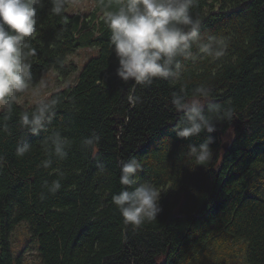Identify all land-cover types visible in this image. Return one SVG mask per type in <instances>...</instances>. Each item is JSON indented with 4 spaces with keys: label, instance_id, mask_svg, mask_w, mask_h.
I'll return each mask as SVG.
<instances>
[{
    "label": "trees",
    "instance_id": "trees-1",
    "mask_svg": "<svg viewBox=\"0 0 264 264\" xmlns=\"http://www.w3.org/2000/svg\"><path fill=\"white\" fill-rule=\"evenodd\" d=\"M92 1L85 19L68 13L69 0L59 15L51 12V0H42L37 31L27 38L35 50V84L51 69L68 76L77 69H67V56L97 48L73 84L50 93L59 103L46 130L28 134L19 117L32 108L17 101L11 112H0V264H22L10 244L21 222L38 243L42 264H264V0H195L191 14L201 22L202 38L226 37L225 55L183 61V85L155 79L134 92L131 81L116 75L103 15L121 0ZM199 86L211 90L212 103L233 110V118L219 122L212 134L214 157L206 168H194L186 153L207 133L182 140L173 131L180 119L171 105L173 93L190 98ZM130 94L138 97L135 104ZM55 131L71 147L65 159L53 158L45 169L42 141ZM229 133L231 141L223 143ZM93 135L98 142L83 146ZM24 143L32 150L18 158L16 148ZM130 158L141 164L135 174L140 182L169 187L156 221L137 229L124 224L112 203L124 188L121 162ZM56 169L64 172L61 189L41 200L44 182L58 178ZM224 237L227 256L219 253L213 263L208 247ZM236 241L245 250L241 263L228 247Z\"/></svg>",
    "mask_w": 264,
    "mask_h": 264
},
{
    "label": "clouds",
    "instance_id": "clouds-1",
    "mask_svg": "<svg viewBox=\"0 0 264 264\" xmlns=\"http://www.w3.org/2000/svg\"><path fill=\"white\" fill-rule=\"evenodd\" d=\"M195 0H121L116 10L103 12L105 24L110 31V44L117 59V77L124 83L150 86L155 79L168 81L171 85H183V61L210 58L219 60L225 55L228 41L223 36H209L204 40L200 33V20L191 14ZM51 12L59 15L65 9V0H51ZM42 0H0V105L7 112L13 110L18 94L35 86L30 57L35 50L30 40L37 31V11ZM195 49V50H194ZM47 87L41 80L33 95L40 97V89ZM127 99L135 104L138 97L130 94ZM31 110L20 114V124L28 134L38 135L55 116L59 103L56 98H37ZM171 105L180 115L173 131L177 138L187 140L207 133L199 145H189L186 153L194 168H206L213 160L211 145L213 133L221 121H230L233 110L211 102V90L204 86L194 88L191 97L173 93ZM98 136L82 141L90 147ZM71 141L59 131L52 132L42 141L46 158L41 162L50 168L53 158L67 157ZM32 145L24 143L16 148L18 158L25 157ZM3 158L0 157V166ZM141 168L139 160L130 158L121 162L119 183L124 186L112 203L119 211L125 225L133 229L156 221L161 212V192L150 182H140L135 175ZM57 179L45 181L40 199L61 189L64 172L56 169Z\"/></svg>",
    "mask_w": 264,
    "mask_h": 264
},
{
    "label": "rangeland",
    "instance_id": "rangeland-1",
    "mask_svg": "<svg viewBox=\"0 0 264 264\" xmlns=\"http://www.w3.org/2000/svg\"><path fill=\"white\" fill-rule=\"evenodd\" d=\"M94 2L92 0H69L68 13L69 14H78L85 19L90 18V14L93 11ZM97 55V48H79L75 53L69 55L65 59L67 69L71 70L72 66L76 67V71H72L68 76H59V74L51 69L42 74L39 82L29 91L18 94L17 103L24 109H31L35 106V100L37 98H48L50 93L63 88L67 85H71L75 82L79 72L81 71L84 63L91 57ZM41 80L47 81V87L40 89V97L33 95L37 88H39V83ZM3 106L0 105V112L3 110ZM232 139V134L229 133L222 138V142H230ZM169 189V187H163L158 189L161 192V196ZM161 198V197H160ZM182 202V199H181ZM161 207V205H160ZM27 222H21L15 226L14 230L10 235V244L11 252L16 259L18 256H21L22 264H42L40 254L38 251V243L33 240L31 233L28 229ZM221 244L211 245L208 247L210 251V259L215 263L216 259L219 256V253H222L223 257L227 256V253L224 249L228 238L224 237L220 239ZM231 242V241H230ZM219 246V247H218ZM234 249L233 261L236 263H241L245 256V250L241 241H236L233 245L228 246ZM218 255V256H217ZM237 259V260H236Z\"/></svg>",
    "mask_w": 264,
    "mask_h": 264
},
{
    "label": "water",
    "instance_id": "water-1",
    "mask_svg": "<svg viewBox=\"0 0 264 264\" xmlns=\"http://www.w3.org/2000/svg\"><path fill=\"white\" fill-rule=\"evenodd\" d=\"M226 148V147H225Z\"/></svg>",
    "mask_w": 264,
    "mask_h": 264
}]
</instances>
